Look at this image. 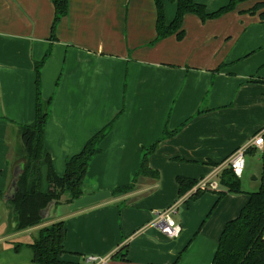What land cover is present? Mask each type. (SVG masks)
Segmentation results:
<instances>
[{"label": "crops", "instance_id": "crops-1", "mask_svg": "<svg viewBox=\"0 0 264 264\" xmlns=\"http://www.w3.org/2000/svg\"><path fill=\"white\" fill-rule=\"evenodd\" d=\"M192 1L207 5L212 0ZM68 2V14L52 40L51 0H0V214L7 226L0 236V264H33L30 243L18 252L14 246L21 244V234L40 227L14 231L13 206L3 198L19 163V126L35 117L34 63L48 50L40 89L43 100L51 98L44 142L54 172L62 176L67 160L116 117L88 166L83 191L111 192L134 181L131 192L60 218L66 230L60 259L212 264L225 223L238 216L248 194L258 188L243 191L245 201L242 194H226L217 203L214 192L196 200L189 194L180 197L176 179L218 181L229 157L248 148L264 128V83L252 82L264 81V58L233 51L223 32H214L210 21L199 26L191 14L184 16L182 40L170 36L151 45L156 36L153 0ZM171 4L167 23L175 14ZM165 127L174 133L148 159L157 178L135 177L141 149L154 144ZM263 150L251 147L245 156ZM179 200L174 220L181 233L171 239L154 225L155 216ZM119 252L125 260L113 258Z\"/></svg>", "mask_w": 264, "mask_h": 264}, {"label": "trees", "instance_id": "trees-1", "mask_svg": "<svg viewBox=\"0 0 264 264\" xmlns=\"http://www.w3.org/2000/svg\"><path fill=\"white\" fill-rule=\"evenodd\" d=\"M54 7V17L51 26L50 39H55V32L59 22L67 16L69 11L68 0H51ZM175 4V15L171 22L165 21L164 0H153L156 20L155 39L151 45L175 36L182 40L184 30L182 23L186 14L196 16L201 22L214 20L223 14L234 10L239 3L246 0H230L228 5L212 13H208L205 6L192 0H167ZM246 12L258 17L264 24V2L255 3ZM50 56V50L43 59L34 63L36 74V109L34 121L31 124L20 125L21 146L16 151L19 162H23V170L18 179V193L11 202L15 215L16 232L40 227L35 239L28 248L32 251L33 264H79L64 262L60 256L64 253L63 245L66 239L64 221L58 219L43 225L39 212L52 200H59L68 194L66 203L83 195V184L89 164L101 152V144L110 133L113 126L108 125L94 134L83 146L81 151L70 157L62 176H58L53 169L52 158L44 142V128L51 113V98L43 100L40 89V71ZM252 82L264 83L262 80ZM198 110L197 114H201ZM174 132L164 128L161 137L149 147L141 149V159L135 177L146 176L157 178V172L150 169L149 157L155 152L158 144L171 137ZM260 186L256 192L248 194V200L239 211L238 216L225 223L218 241L212 264H264V150L261 152ZM134 177V178H135ZM200 180L177 177L178 194L180 197L188 194L196 187ZM218 186L223 191H202L197 189L190 194V199L196 200L206 192L218 194V201L226 194H242L241 183L231 169L225 168L218 177ZM134 181L130 184L115 188L111 191L112 197L124 195L133 190ZM216 203V204H217ZM215 204V205H216ZM215 208V206L213 207ZM23 244H15L14 251L18 252ZM126 255L121 252L114 255V259L125 260Z\"/></svg>", "mask_w": 264, "mask_h": 264}, {"label": "rangeland", "instance_id": "rangeland-1", "mask_svg": "<svg viewBox=\"0 0 264 264\" xmlns=\"http://www.w3.org/2000/svg\"><path fill=\"white\" fill-rule=\"evenodd\" d=\"M229 1L230 0H212L208 2L207 5L204 3L201 4L205 6V9L208 13H212L227 6ZM256 1L257 0H246L242 3H239L234 10L223 14L217 19L208 20L210 22H206L208 23V25L212 26L211 28L214 32H223L226 35H224V41L228 42V45L231 48H234L233 51L240 52L242 50H249L248 52H252L250 58H252L253 60H261L264 58V52L261 50V48L264 47V24H261L259 21H257V13L255 15H252L246 12L253 6V4L256 3ZM170 6L173 7V5L169 1L167 3H164L165 17L166 10ZM252 19H256L255 23L253 25L250 23L248 24V21ZM199 20V26H201V24H206V22H201V20ZM263 66L264 63L260 65V68L262 67L263 69ZM244 159L245 169L242 176L239 178L241 183V190L243 192L251 191L252 189L255 190L257 188L259 189L262 167L261 154L257 151H254L251 154L246 155ZM239 197H241L245 201V194L239 195ZM7 205L11 208L12 204L8 203ZM5 222L6 217L3 219V216H1L0 214V236L2 234L5 235L6 233L7 226L6 224H4ZM37 232L38 230L35 229L31 230L28 233L21 234L19 242L21 244L32 243L36 237L35 233L37 234Z\"/></svg>", "mask_w": 264, "mask_h": 264}, {"label": "built area", "instance_id": "built-area-1", "mask_svg": "<svg viewBox=\"0 0 264 264\" xmlns=\"http://www.w3.org/2000/svg\"><path fill=\"white\" fill-rule=\"evenodd\" d=\"M264 146V128L258 131L249 141L248 148L237 149L228 159L226 168L231 169L233 174L240 178L245 169V154L251 147L262 149ZM197 189L202 191H218V181L201 179L195 188H193L188 194L195 192ZM187 194V195H188ZM182 202L179 200L174 205L168 207L164 211L156 214L154 225L163 233L165 236L171 239L178 238L181 233V227L175 222L174 215L177 213L178 205ZM87 262L93 264H106L107 259H98L95 257H89Z\"/></svg>", "mask_w": 264, "mask_h": 264}, {"label": "water", "instance_id": "water-1", "mask_svg": "<svg viewBox=\"0 0 264 264\" xmlns=\"http://www.w3.org/2000/svg\"><path fill=\"white\" fill-rule=\"evenodd\" d=\"M23 165V162H19L14 167L10 186L3 198L5 203L14 201L18 193L17 183L22 173ZM64 195L59 200H52L49 202L48 205L39 212L43 221L60 219L74 212L105 202L112 197L110 191H100L93 194H85L83 191V195L81 197L66 203L69 197L66 198Z\"/></svg>", "mask_w": 264, "mask_h": 264}]
</instances>
